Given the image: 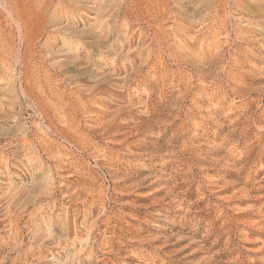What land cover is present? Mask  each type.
<instances>
[{"label":"rangeland","instance_id":"374dc122","mask_svg":"<svg viewBox=\"0 0 264 264\" xmlns=\"http://www.w3.org/2000/svg\"><path fill=\"white\" fill-rule=\"evenodd\" d=\"M0 264H264V0H0Z\"/></svg>","mask_w":264,"mask_h":264}]
</instances>
